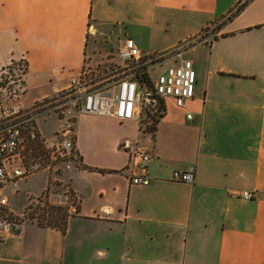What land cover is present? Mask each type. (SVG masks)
Segmentation results:
<instances>
[{
  "label": "crops",
  "instance_id": "0c3cea01",
  "mask_svg": "<svg viewBox=\"0 0 264 264\" xmlns=\"http://www.w3.org/2000/svg\"><path fill=\"white\" fill-rule=\"evenodd\" d=\"M215 22L213 43L179 48ZM127 39L147 57L178 50L159 75L190 60L193 99L184 108L165 99L154 133L139 117L80 116L82 167L62 174L77 212L65 232L25 222L4 233L0 264H264V0H0V76L9 61H27L23 106ZM41 127L49 136L56 122ZM144 152L149 186L132 182ZM192 168L193 184L172 180ZM28 181L12 203L35 192Z\"/></svg>",
  "mask_w": 264,
  "mask_h": 264
},
{
  "label": "built area",
  "instance_id": "2783aa9c",
  "mask_svg": "<svg viewBox=\"0 0 264 264\" xmlns=\"http://www.w3.org/2000/svg\"><path fill=\"white\" fill-rule=\"evenodd\" d=\"M220 26L221 22L212 23L179 48L186 50L188 47L213 43L219 35ZM177 51L147 57L142 54L133 39H127L119 53L124 68L113 76L114 79L110 83L104 84L106 80H94L93 70L85 66L79 74L70 79L64 89L51 96L36 100L27 106L20 105L17 101L11 104L1 103L0 213L10 210L13 198L21 191L22 183L32 177L41 173L47 174V190L54 167L61 166L63 171L82 167L76 144V126L80 116L101 115L116 118L121 123L140 118L143 106L153 100L150 97L152 93L145 91L143 85H139L136 71L140 66L152 69L178 53ZM196 79L193 63L190 60H182L178 66L168 67L160 74L154 81V88L162 99L171 98L177 108H184L186 102L194 97ZM192 117L189 113L188 118ZM51 119L56 122V129L47 136L42 131L41 123H47ZM151 157L148 152L140 154L139 168L143 173L133 177V184H151V178L147 174ZM59 179L63 183L62 175ZM172 180L193 184L195 171L193 168L175 171ZM63 186H66V190L58 196L64 198V201L60 199L63 207H67L68 213L73 215L78 210L77 200L69 186ZM72 197L75 200H72ZM240 197L254 200L256 192L243 191ZM38 202L42 204L36 208L44 209L48 204L45 201ZM3 220L4 222H0V242L4 239V233L10 232L20 224L9 219ZM31 221L38 225L37 219Z\"/></svg>",
  "mask_w": 264,
  "mask_h": 264
},
{
  "label": "trees",
  "instance_id": "16d2710c",
  "mask_svg": "<svg viewBox=\"0 0 264 264\" xmlns=\"http://www.w3.org/2000/svg\"><path fill=\"white\" fill-rule=\"evenodd\" d=\"M247 5V2L237 8L229 18L238 15ZM163 61V60H160ZM151 69L147 66H140L136 71V78L138 82L143 83L145 91H149L156 99L147 102L142 109L140 123L141 128L148 133H154L157 125L166 113L165 102L160 96L156 94L154 88V81L150 76ZM28 72V63L22 58L18 60H11L2 68L0 76V104H11L19 100V98L26 91V75ZM47 212V218L43 213ZM55 210L57 212H55ZM62 212V213H61ZM71 215L68 213L67 207H57L47 204L44 209L36 208L30 214L32 220L37 219L40 227H50L62 232H65L68 220Z\"/></svg>",
  "mask_w": 264,
  "mask_h": 264
},
{
  "label": "rangeland",
  "instance_id": "374dc122",
  "mask_svg": "<svg viewBox=\"0 0 264 264\" xmlns=\"http://www.w3.org/2000/svg\"><path fill=\"white\" fill-rule=\"evenodd\" d=\"M164 64L165 63L161 62L153 66V68L150 71V76L152 80H156ZM86 67L93 70L92 78L94 80L96 81L106 80L104 84L110 83L114 79L113 76L117 75L124 68L121 65L118 52H111V54L108 56V58L105 61L95 64L93 66L87 65ZM63 169L64 168L61 166H57L53 168L49 180L50 185L47 188V190L42 192H37L39 190L36 189L39 186L42 187V185L40 184L42 183L46 174L41 173L32 177L28 181V186L31 187L33 184H36L35 185L36 188L34 187L32 190H30L35 192L33 194H29L28 197L23 195L21 199H18L16 201L15 204L19 205L20 209L18 208L17 205L12 203L10 206V210L8 212L0 213V222H4L3 219H9V221H13L15 223H20V224L21 222H28V223L32 222L29 215L32 213L33 210L36 209V207L41 206L42 203L38 202L39 200L43 202L45 201L52 206L63 207L61 202L64 201V198L61 199V197L59 198L58 196V194H63L64 191L66 190V186H63L64 183L59 181L60 180L59 178L63 174ZM71 199L75 200V198L73 197ZM39 211L40 213H43L41 210ZM55 212L57 211L55 210ZM42 215L45 216L46 218L48 216L47 212L43 213Z\"/></svg>",
  "mask_w": 264,
  "mask_h": 264
},
{
  "label": "water",
  "instance_id": "95a60500",
  "mask_svg": "<svg viewBox=\"0 0 264 264\" xmlns=\"http://www.w3.org/2000/svg\"><path fill=\"white\" fill-rule=\"evenodd\" d=\"M139 85L142 86V85H143L142 82H139ZM150 97H151L152 100H155V99H156V96H153V95H152V96H150Z\"/></svg>",
  "mask_w": 264,
  "mask_h": 264
}]
</instances>
